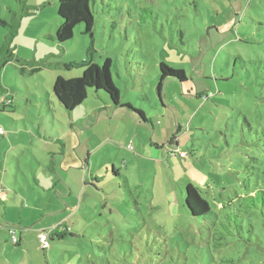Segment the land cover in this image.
<instances>
[{
  "label": "rangeland",
  "instance_id": "rangeland-1",
  "mask_svg": "<svg viewBox=\"0 0 264 264\" xmlns=\"http://www.w3.org/2000/svg\"><path fill=\"white\" fill-rule=\"evenodd\" d=\"M56 8L57 0H0L1 20L21 15L14 45L22 60L0 67V127L3 133L10 129L9 139L0 136L1 152L10 141L23 150L22 157L16 149L12 157L2 153L0 162L17 188L26 182L27 160L38 167L32 154L46 163L38 126L43 137L69 127L68 114L58 110L52 117L42 104L51 99L50 84L58 75H79L60 64L83 60L89 44L82 24L63 46L55 41L61 21ZM89 8L95 19L93 62L110 59L121 102L142 108L150 120L124 132L112 121L108 131L103 99L90 92L74 112L76 130L67 146L68 153L80 154L79 164L65 174L76 191L68 194L63 182V196L51 200L25 183L29 202L23 209L21 198L14 206V194L5 192L0 224H13L23 236L14 246L8 235L0 264H264V240L257 246L254 239L247 243L227 234L221 241L229 245L214 249L215 226L183 205L191 183L216 214L229 209L263 158L264 0H89ZM0 29L4 38L7 30ZM160 61L186 77L163 80L161 100ZM98 143L101 149L88 157V148ZM58 224L73 235L49 238L43 248L37 232Z\"/></svg>",
  "mask_w": 264,
  "mask_h": 264
},
{
  "label": "trees",
  "instance_id": "trees-1",
  "mask_svg": "<svg viewBox=\"0 0 264 264\" xmlns=\"http://www.w3.org/2000/svg\"><path fill=\"white\" fill-rule=\"evenodd\" d=\"M19 1L21 2V0H17V2ZM23 11L24 9L20 13ZM27 11L26 9L25 12ZM56 12L61 21L56 28L54 39L59 45L63 46L71 39L75 26L79 24L83 26L81 33L89 37V44L83 60L64 64V67L68 70L70 68L78 69L79 75L69 78L57 76L52 84L51 99H47L42 104L43 108L49 112L50 105H56L61 111L71 112L87 98L90 92H96L103 101H106L111 106L125 109L135 116L140 123L148 122L149 120L141 109L135 108L129 103H121L119 90L112 82L110 59L105 58L101 65L93 62L95 19L89 8V0H57ZM20 16L14 15L13 22L10 23L0 19V26L7 30L0 47V67L15 57L14 39L18 31ZM158 69L159 75L156 90L159 97L162 82L166 78H175L179 82L186 80L182 69L172 68L164 61L159 62ZM172 141L169 140L168 144H174L175 147H178L177 142ZM257 165L258 167L254 168L255 172H253L252 177L243 183L245 194L237 196L236 201L231 204L229 209H223L217 214L210 209L209 203L198 193L196 187L191 183L186 184L183 205L192 217L203 219L208 217L212 225L215 226L213 234L214 249L229 245L228 242L224 243L221 241L222 237L227 234L229 236L234 235L239 240H246L247 243L249 240L254 239V243L257 246H260V241L264 240V155ZM112 173L114 175V170H112ZM72 235V229L69 227H64L63 229L58 227L54 233L48 234L49 238L52 239H61ZM232 243L234 242L231 241L230 245ZM262 246L264 247V245Z\"/></svg>",
  "mask_w": 264,
  "mask_h": 264
},
{
  "label": "crops",
  "instance_id": "crops-1",
  "mask_svg": "<svg viewBox=\"0 0 264 264\" xmlns=\"http://www.w3.org/2000/svg\"><path fill=\"white\" fill-rule=\"evenodd\" d=\"M4 29V28H3ZM1 30V29H0ZM6 31V30H5ZM5 36V33H4ZM52 38V37H51ZM3 42V38L0 35V43L2 45ZM35 52L38 53V46H35ZM16 46H15V57L17 60H22L20 57H18V53H19V45L18 48L16 50ZM36 55V54H35ZM13 58V59H14ZM12 59V60H13ZM9 61V63L12 62ZM40 60H43V58H41ZM63 60V59H62ZM62 67H64V63L60 64ZM31 71H37L40 67L39 66H29ZM65 68V67H64ZM60 76V75H58ZM70 76H68L67 78H69ZM52 84H53V80H52ZM52 84H50L52 86ZM26 85V84H25ZM39 88L41 89V91L45 94H47V96L49 95L45 89V86L43 84H39L38 85ZM37 98V96H35ZM24 103L28 104L31 102L30 99L28 98H24ZM103 101V100H102ZM85 101H83L78 107H76L74 110H72L71 112H64L61 111L56 105H50V111L49 114L53 117V113L56 115V113L58 112V110L60 112H63L65 114H68L70 117V125L69 127L66 128V130L64 131V133H58V134H53V133H49L46 134L45 133V137L42 136V128L41 126H38V130L40 132V135L38 137H36V139L40 138V143L41 145H43L44 149V153H45V162L43 164L42 161H40L38 158H36L35 156H33V161L35 163H37L38 167L36 166V168H33V165L30 163V161L27 160V163H25V167L28 168L27 169H23L24 173V178L26 180L25 183L28 184V190H32V192L37 195V197H41L42 194H48V198L51 197V200H54L56 197V200L61 198L63 196L62 192L65 189L64 187H62V183L64 182L65 184L68 185V194H71L72 191H76L74 190V187L72 186L71 182L69 181V177H66L65 174H69L71 167L78 165L79 160H80V154L76 153V156H74L71 153L67 152V146L68 143H70V147H71V139H70V132L71 129L73 128V130H76L75 126H73L74 124H77L75 121V113L76 111L79 110V108H81L82 104ZM121 103H129V102H121ZM130 104V103H129ZM131 106H133L132 104H130ZM134 107V106H133ZM101 108L105 109L107 112V118L109 120V123L107 125V130L109 131V127L112 121H115L117 126H120L123 128V132L127 129V128H132L134 127V124H139V120L133 116L132 114H130L128 111H126L125 109H121L119 107L116 106H111L109 103H107L106 101H103ZM136 108V107H135ZM142 110V108H140ZM57 110V111H56ZM143 111V110H142ZM144 112V111H143ZM88 116L92 115V112L90 114H87ZM146 115V114H145ZM83 117V115L81 116ZM148 119V118H147ZM150 120V119H149ZM25 122V120H23ZM12 126V125H11ZM25 125L23 126V129H25ZM8 128V127H7ZM5 129V128H4ZM17 130V129H16ZM26 130V129H25ZM27 131V130H26ZM5 137H4V136ZM9 135H10V129H5V132L0 134L1 138H7L9 139ZM23 138V137H22ZM45 140V142H41V140ZM61 143V150L56 151L57 147H56V143L57 142ZM7 148H5V150L3 152H1V146H3V142L0 143V159H2V155H7L8 157H12V151L14 149H16L18 151V154H16V156H23L22 151L20 150V146L21 143H13L12 141H10L9 143H7ZM101 144H96L95 146H92L91 148H88V157H92V155L94 154L95 151L101 149ZM3 153V154H2ZM60 154V155H59ZM21 161V160H18ZM6 165H4V161L2 160L0 162V205H3L7 208L8 203L7 202H2V199H7L5 196V192H11L14 194V197H11V200L9 198V200L12 202V205H15L16 202V198H21V203H20V209L25 208V204L26 202H29L28 197H29V193L27 194L26 191V187H25V183L19 181L18 182V188L15 187L13 185V183H9L7 182L8 180L6 179V172L3 170L4 167ZM21 167V166H19ZM23 167V166H22ZM88 169H89V165H87ZM113 168V167H112ZM38 170H42L44 173L43 175H37V171ZM31 172V178L33 179V183L34 185L31 186L30 184V179L29 176L27 175ZM118 175V174H117ZM17 179V178H16ZM82 181L86 182V174H84L82 176ZM17 182L15 181L14 184H16ZM13 185V186H12ZM17 185V184H16ZM66 190V189H65ZM42 192H46V193H42ZM82 194V193H80ZM55 196V197H54ZM59 203V202H58ZM11 205V207H12ZM21 217V216H20ZM58 226H60L59 224L57 226H52L51 228H49L48 230H45L48 232V234H52L54 233L57 229ZM15 233V235L17 236V242H13L12 243L14 246H19L23 233H21V231L19 230V228H16L13 226V224H0V247H2V245H5V242H8V235H11V239H12V233ZM40 232V231H39ZM37 232V235L38 233ZM3 237V238H2ZM52 239V238H50Z\"/></svg>",
  "mask_w": 264,
  "mask_h": 264
},
{
  "label": "built area",
  "instance_id": "built-area-1",
  "mask_svg": "<svg viewBox=\"0 0 264 264\" xmlns=\"http://www.w3.org/2000/svg\"><path fill=\"white\" fill-rule=\"evenodd\" d=\"M0 133H3L2 131V128L0 127ZM178 155L180 157L182 156H185V153L184 152H181V151H178ZM12 240L13 242H16L17 238L15 236L14 233H12ZM37 240L38 242L40 243V245L43 247V248H47L48 245H49V236H48V232L45 231V230H42L38 233L37 235Z\"/></svg>",
  "mask_w": 264,
  "mask_h": 264
}]
</instances>
